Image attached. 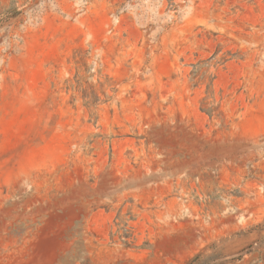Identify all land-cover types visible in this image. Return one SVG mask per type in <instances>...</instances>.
Here are the masks:
<instances>
[{
    "label": "rangeland",
    "instance_id": "obj_1",
    "mask_svg": "<svg viewBox=\"0 0 264 264\" xmlns=\"http://www.w3.org/2000/svg\"><path fill=\"white\" fill-rule=\"evenodd\" d=\"M0 264H264V0H0Z\"/></svg>",
    "mask_w": 264,
    "mask_h": 264
}]
</instances>
